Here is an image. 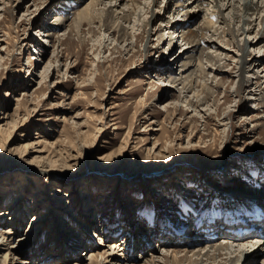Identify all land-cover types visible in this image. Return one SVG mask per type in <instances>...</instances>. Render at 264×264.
Here are the masks:
<instances>
[{
    "label": "rangeland",
    "instance_id": "374dc122",
    "mask_svg": "<svg viewBox=\"0 0 264 264\" xmlns=\"http://www.w3.org/2000/svg\"><path fill=\"white\" fill-rule=\"evenodd\" d=\"M152 1L127 22L134 36L120 42L118 31L98 21L75 26V9L63 11L62 2L0 0V137L9 139L0 152V210L27 179L24 218L18 215V235L8 244L34 254L30 264L43 253V264L62 257L71 258L69 264L90 263L85 258L99 242L96 233L108 242L123 241L125 260L135 257L144 264L142 256L151 253L165 255L161 264H178L174 248L181 264H196L193 247L231 241L233 224L238 231L251 228L245 231L247 239L233 238L235 243L251 244L263 236L264 224H252L250 215L251 207L264 211L263 86L253 83L239 92L235 44H212L214 55L228 63L219 74L215 64L207 65L210 76H218L212 82L217 100L202 110L178 103L182 87L171 84L176 73L165 65L192 45L175 28L164 29L160 42L158 28L167 26L161 18L148 25L154 32L149 40L143 24L150 7L162 16L179 17L171 14L175 3ZM207 5L196 7L191 19H177L196 27L210 14L213 6ZM24 36L30 40L23 43ZM202 52H194L197 61ZM257 69L246 79L255 81ZM38 140L46 151L25 155L23 145ZM41 153L44 159L31 162ZM38 187L44 193L38 213L50 215L33 241H18L31 221ZM2 224L0 229L7 230ZM197 232L208 239L194 241L189 235ZM177 235L187 239V251ZM240 247L232 246L233 255L231 248H223L221 264H238L231 255L244 259ZM51 249L61 259L50 256Z\"/></svg>",
    "mask_w": 264,
    "mask_h": 264
},
{
    "label": "bare ground",
    "instance_id": "6f19581e",
    "mask_svg": "<svg viewBox=\"0 0 264 264\" xmlns=\"http://www.w3.org/2000/svg\"><path fill=\"white\" fill-rule=\"evenodd\" d=\"M50 1L57 2L58 4L59 2H62V5L64 6L63 11L64 10L68 11L67 8L69 7L75 9L74 11L76 13V17L74 20L75 26L81 27L84 22L93 23L94 21H98L105 29L118 31L120 33L119 35L120 36L119 39H121L120 42L123 41L128 42L132 37V35L134 36L132 31H130V27L127 25V22H131L133 15L139 14L140 13L139 10H141L143 7L146 8L147 6V8H149L150 6L149 4H147L148 0H50ZM168 1L169 3H175V8L171 12L172 15L177 14L179 15V17L180 15H182L183 17L185 18L188 17L189 19L197 15L196 10H194L196 7H200V6L203 7L202 5H204V8H206V6H208L207 4L211 5V3H213L211 5L213 6V8L210 11L208 17L205 16V18L201 21V23L198 24L196 27H191L184 20H178L180 19L179 17H177L178 19L174 17L177 20H173L174 19L173 17H168L166 15L162 16L160 10H157L156 8H154V6L152 8L150 7L151 10L149 11L147 10V12H150V16L148 21L144 22L143 27H144V31L149 32V40L152 39V34L154 32L153 29L150 30L147 28L148 25L150 23H154L159 18H161L162 21L167 19L166 21L167 26H163V23H161V25L158 28V32L161 31L159 34L160 42L162 39L166 37L164 33V29L175 28L177 30H180V33L184 37V40H186L185 44L192 45V46H187V48L184 50L182 54L176 57L173 56V58H171L172 60L166 62L165 65L166 67H170L172 74L176 73L173 75L172 78H170L171 84L182 87L181 88L182 92L181 95L179 96L178 103L181 100H182L181 102L186 101V103H188V105L190 106H193L194 109L202 110L203 109L202 106H207V104L210 105L213 103L214 100L215 101L217 100L216 98H214L217 94L216 93L217 88L213 85L212 82L213 79H216L218 77L217 74L224 71V67L227 66L228 63L227 61H223L222 57H220L221 59L219 60L217 55H214V52L211 50V46H214L216 44L217 46H220V48L222 46L225 47L226 45L229 44H235L236 46V54H238L240 57L239 58L240 82L238 88L239 92L242 91V89H244L246 85L251 86V84L253 83H255V86L258 85L259 88L263 86L262 89L264 90V0H168ZM152 2L156 4L158 0H153ZM229 7H230V10L228 12L229 15H227L225 14L224 10L228 9ZM167 8H168V3H167ZM222 23H224L225 26H227L226 29H222L223 27L221 26ZM172 33L173 31L171 30V34L169 36L170 42H172V38H173ZM226 33H229L231 37L226 38ZM47 34H50V32H48ZM252 34H254L253 38L250 37ZM143 35H144L143 32L141 34L140 33L135 34L137 39L142 38ZM215 36H218L219 39L215 38ZM23 38H24L23 43L30 40V36H24ZM211 39H213L212 43H208V41H211ZM130 43L131 42H129V44ZM149 46L150 44L147 43L146 48L148 49ZM250 47L253 48L260 47V49L263 50V52L262 54L261 53L254 54L252 53L251 51L252 48L250 49ZM201 49H203L204 51L202 52L204 54L201 53L204 57L202 55L201 56L199 55L197 61V57L196 54H194V52H198ZM228 54L229 53H227V55ZM252 54L253 57L252 59H250V56ZM209 61L212 63V65L213 64L216 65L214 71H217V74H214V77L210 76V73L212 71H209L207 69L208 67L207 65H210ZM180 62H181V69L180 71H178L177 66L180 65ZM248 64L249 65L254 64V66L250 69ZM255 68H258L257 70H255V73H257L256 80L252 81V79L250 80V78L246 79V73L250 70H254ZM161 69H163V66ZM260 77H263V81H259ZM218 84L221 85L222 81L219 80ZM248 89L251 90L252 88L247 87V89L245 90ZM259 99L262 100L264 99V97ZM2 125L3 124H1L0 126ZM7 141H9V139L5 140L2 137H0V152H2V149H4L8 144ZM42 141L43 140L27 142L26 144L23 145L24 147V150H22L24 151L23 153H25V155L27 156L28 155L30 156L34 151H38V152L46 151L44 147L43 148L38 147L39 144L43 143ZM45 157L46 156L42 155L41 153L39 155L33 156L31 162L33 160L39 161L41 159H44ZM26 168L27 166H24L21 169L25 170ZM21 185L22 186L20 192L8 204V207L0 210V221H2L3 224L7 223V225L5 224V228H7V230L0 229V264H30V262H32V255H34L31 253H27L28 255H26L20 249L15 248L16 245L8 244L12 242V240H14L15 235L16 236L18 235L19 232L17 230L18 221L16 220L18 218V215H21V217L24 218V211L26 209L24 198L27 192L25 193V195H23V191L27 190V186H28L27 179L24 180ZM43 194H44L43 187H38L34 190V195H33L34 212L30 217L31 221L28 225L25 235L23 237H19L18 241H28L30 243V241L34 240L36 234L41 232L40 228L42 224L46 221L48 215H50L49 213H47V211L44 212L43 214L38 213L39 207L43 202L42 200ZM88 195L89 194H87L86 196ZM262 207L260 206H258L257 208L251 207L250 209L251 210L250 215H252L251 217L254 218L251 222L254 225L255 222H257L258 227L260 226L262 227V224H264V211ZM13 209H15L14 212L12 211ZM238 226H240V224H235L236 228ZM232 229L233 232H230L228 234V236L231 238V241L230 239H228L226 242L223 241L216 243L209 240L210 243L208 242L209 243L208 248L204 249V247H200V245L193 247L195 249H192L193 250L192 256L194 255L197 256L195 257L196 260L192 259V257L191 260L197 261L196 264H221L222 259L224 258V256L222 255L224 254L222 249L231 248V252L230 251L229 252L232 254L233 253L232 251L236 249V248L233 249L232 246L240 245L242 247V248L240 247L242 255L246 256L244 259H242V257L237 254L235 256H232L233 255L232 254L230 257L226 256V258L229 257V259H231L233 263L237 262L238 264H247L250 261L252 262L251 264H255L256 262L260 263V260H258L259 258H262V260L264 261V232H263V236L257 234L258 237H256L257 239L255 238L256 241L253 240L254 241L253 243L245 244L246 242L242 243L243 241L235 243V239L233 238H237L241 240L247 239L246 237L249 235V232H245V231H248L251 228L238 231L234 228V224H233ZM4 231L7 233H4ZM204 232H197V234L196 233L194 235L190 234L189 236L190 237L194 236L195 237L194 241H200L202 240V237H205L203 239L206 240L208 239L206 238L208 237V235H206V233ZM95 236L97 238L98 236H100L99 242L97 245L95 244V247L93 249L91 248L89 250V255L87 256V258H85L87 260H90V263H86L82 259H80V260H76L75 264H93V262L96 260H100L102 262L101 264H144V263H139L140 259L135 257L132 258L133 260L130 259L125 260L126 258L123 256L125 255L124 247L122 246L123 241L108 242L107 238L101 236L100 234L96 233ZM176 238H177L176 242L179 241H183L184 243L187 242V239L181 237L180 235H177ZM187 243L186 246H184L183 248L186 251L188 249L187 247L189 246V244L187 245ZM176 249L177 248H174L172 250V256L175 260L180 261L177 254L178 250ZM51 250L52 252L50 253V256H52L54 259H57L58 257H60L61 259L63 255L59 256L58 254L54 253L56 252L54 251L55 249H51ZM250 250H252L251 254L247 256ZM220 255H222V258L218 259V256ZM164 256L165 255L158 256L155 255L154 253H151L150 257L143 255L142 258L145 259V264H150L154 262H156V264H161L165 262ZM41 257L42 258L44 257V253L42 256L39 255V258L35 260L33 264H43L44 261L42 260ZM48 258H45V260ZM69 259L71 258L62 257V260H54L48 262L47 264H69L68 263L70 261ZM179 261L177 263L181 264Z\"/></svg>",
    "mask_w": 264,
    "mask_h": 264
}]
</instances>
